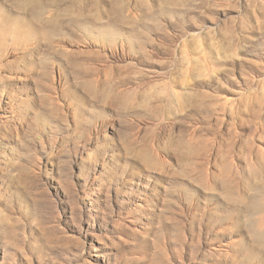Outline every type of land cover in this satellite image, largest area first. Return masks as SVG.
Listing matches in <instances>:
<instances>
[{"label":"rangeland","instance_id":"374dc122","mask_svg":"<svg viewBox=\"0 0 264 264\" xmlns=\"http://www.w3.org/2000/svg\"><path fill=\"white\" fill-rule=\"evenodd\" d=\"M0 264H264V0H0Z\"/></svg>","mask_w":264,"mask_h":264}]
</instances>
